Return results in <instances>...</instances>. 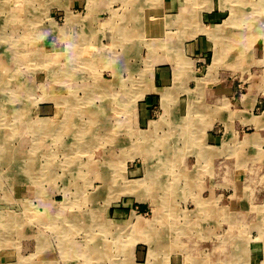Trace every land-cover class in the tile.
Segmentation results:
<instances>
[{"label":"rangeland","instance_id":"374dc122","mask_svg":"<svg viewBox=\"0 0 264 264\" xmlns=\"http://www.w3.org/2000/svg\"><path fill=\"white\" fill-rule=\"evenodd\" d=\"M261 79L264 0H0V264H264Z\"/></svg>","mask_w":264,"mask_h":264},{"label":"crops","instance_id":"0c3cea01","mask_svg":"<svg viewBox=\"0 0 264 264\" xmlns=\"http://www.w3.org/2000/svg\"><path fill=\"white\" fill-rule=\"evenodd\" d=\"M169 6L171 9V7H172L171 2L169 3ZM158 11L161 13V10H158ZM155 24L157 25V27H159V24L157 22ZM261 81H262V79L260 81H258L259 82L258 84L249 88L247 90V92H242L241 90H240V92L237 90L234 91L233 89H231V87L226 89L223 92L224 95H226V96H234V99L236 100V104L233 107L239 111L240 119L242 118L240 121L241 124L237 121V123H236L238 126L237 128H239V130L242 131L244 128V124H246V123L247 124H253V125L255 124L254 125V131H255L254 135L252 137H247V138L244 137L245 141H243L242 144H245L247 146H249L251 144H254V145L260 144V142H259L260 137H258V133L256 131L260 130V128L258 129L257 127L261 124L260 120H259V119H261V116H256L254 114H257L258 110L263 106L262 105L258 109V105L263 104V102H264V90H263ZM211 140L213 142H216L218 139H217V137L212 136ZM241 154L244 157L243 161L246 162V161L250 160V157L252 154L256 155L257 153L246 151V149H245L244 151L241 152Z\"/></svg>","mask_w":264,"mask_h":264},{"label":"bare ground","instance_id":"6f19581e","mask_svg":"<svg viewBox=\"0 0 264 264\" xmlns=\"http://www.w3.org/2000/svg\"><path fill=\"white\" fill-rule=\"evenodd\" d=\"M184 1H186V0H184ZM235 9V8H234ZM10 11H11V9H10ZM187 13V12H186ZM239 14H240V12H239ZM243 14V12L241 13V15ZM246 14V13H245ZM13 18H15V17H13ZM117 19V18H116ZM13 20V19H12ZM184 20H185V17L184 18H181L180 19V21H178V23H180V22H184ZM114 21V20H113ZM118 21V20H117ZM120 22L122 21L121 19L119 20ZM13 22V21H12ZM170 22H172V21H170ZM119 23V22H118ZM126 23V22H125ZM174 23V22H173ZM177 22H175L174 24H176ZM6 24V23H5ZM112 24V23H111ZM185 25V24H184ZM112 26V25H111ZM116 26H118V25H116ZM115 26V27H116ZM142 26V25H141ZM107 27V26H106ZM110 27V26H109ZM121 28V27H120ZM204 29V28H203ZM222 30V29H221ZM221 30H215V31H213V33L216 35V36H220V32H221ZM2 31V30H1ZM117 31V30H116ZM206 32V31H205ZM211 34V33H210ZM219 38V37H218ZM217 38V39H218ZM171 41V40H170ZM154 44V43H153ZM161 44V43H160ZM169 44H170V42H169ZM172 45V44H171ZM181 55V53L179 54V56ZM217 58H218V55H216V60L215 61H217ZM222 61V60H221ZM179 62V61H178ZM183 64V63H182ZM180 65H181V63H180ZM211 67H213L214 68V66H211ZM185 71V70H184ZM58 96V95H57ZM168 97V96H167ZM62 98V97H61ZM15 99V98H14ZM51 101H53V100H51ZM78 101V100H77ZM18 104V103H17ZM16 104V105H17ZM60 104V103H59ZM15 105V106H16ZM76 105V104H75ZM14 106V107H15ZM61 106V105H60ZM67 107H68V105H67ZM69 107H71V106H69ZM200 108V107H199ZM24 109V108H23ZM73 109V108H72ZM79 109V108H78ZM26 110V109H25ZM65 110V109H64ZM77 110V109H76ZM22 111H24V110H22ZM60 111V110H59ZM74 111V110H73ZM81 111V110H80ZM66 113H67V111H65ZM26 113V112H25ZM24 112H23V114H25ZM60 113V112H59ZM62 113V112H61ZM70 113V112H69ZM74 113V112H73ZM77 114H78V112H77ZM22 115V114H21ZM59 115V114H58ZM67 116V115H66ZM57 117V116H56ZM71 117V116H70ZM75 117V116H74ZM202 117V116H201ZM67 119V118H66ZM257 119V118H256ZM255 119V120H256ZM194 120V119H193ZM75 121V120H74ZM264 121V120H263ZM23 122V121H22ZM262 121H260V123H261ZM70 123V122H69ZM254 123V122H253ZM25 124V123H24ZM58 124V123H57ZM83 124H85V123H83ZM153 124V123H152ZM23 125V124H22ZM31 125V124H30ZM50 125H51V123L50 124H48V125H44V127L46 128L47 127V129L50 127ZM55 125V124H54ZM64 125V124H63ZM62 125V126H63ZM66 126H67V124H65ZM64 125V126H65ZM72 125V124H71ZM255 125V124H254ZM1 126V125H0ZM18 126V125H17ZM27 126V125H26ZM39 126V125H38ZM37 126V127H38ZM59 126V125H58ZM77 126V125H76ZM79 126V125H78ZM156 126V125H155ZM193 126H194V124H193ZM192 126V127H193ZM13 127V126H12ZM43 127V128H44ZM69 127V126H68ZM82 128L83 127H85V126H81ZM187 127V126H186ZM259 127V126H258ZM2 128V127H1ZM53 128L54 127H52V131H53ZM58 128V127H57ZM180 128H182V127H180ZM32 129V128H31ZM65 129V128H64ZM192 129H194V128H192ZM191 129V130H192ZM1 130V129H0ZM44 130V129H43ZM49 130V129H48ZM56 130V129H55ZM62 130V129H61ZM156 130V129H155ZM188 130V129H187ZM17 131V130H16ZM39 131V130H38ZM45 131V130H44ZM51 130L49 131V132H52ZM18 132V131H17ZM29 132V131H28ZM27 132V133H28ZM82 132H84V131H82ZM82 132H80V133H82ZM85 132H87V131H85ZM190 132V131H189ZM39 133V132H38ZM46 133V132H45ZM63 133V132H62ZM187 133V132H186ZM40 135V134H39ZM49 135V137H50V134H48ZM85 135V134H84ZM89 135V134H88ZM64 136V135H63ZM66 136V135H65ZM61 137L62 136H60V139L59 140H61ZM71 137V136H70ZM6 139V138H5ZM66 139V138H65ZM39 140V139H38ZM93 140V139H92ZM94 140H96L95 138H94ZM255 140V139H254ZM252 141V140H251ZM8 142V141H7ZM247 142V141H246ZM2 143H3V141H2ZM82 143V142H81ZM85 145H86V143H84ZM90 145V144H89ZM67 146V145H66ZM65 146V147H66ZM88 146V145H87ZM1 147V146H0ZM76 148V147H75ZM9 151V150H8ZM77 151V150H76ZM75 151V152H76ZM8 153V152H7ZM19 153V152H18ZM15 154V153H14ZM16 155V154H15ZM70 157V156H69ZM73 158H74V156H73ZM6 160V159H5ZM116 160V159H115ZM163 161V160H162ZM117 162V161H116ZM167 162V161H166ZM168 167V166H167ZM68 168V167H67ZM82 168V167H81ZM151 171V170H150ZM152 174H153V172L149 175V177H151L152 178ZM119 177V176H118ZM147 179L148 178H145V179H140V180H135V184L134 185H132V184H129L128 186H130V187H127L126 189L127 190H129L130 191V189H135L136 190V188H140V186L145 182V183H148L150 180L148 179V182H147ZM123 180V179H122ZM116 184V183H115ZM149 184V183H148ZM147 185V184H146ZM98 187H100V186H98ZM103 187V186H102ZM113 187H115V186H112V188ZM119 188V187H118ZM117 188V189H118ZM99 189V188H98ZM101 189V188H100ZM115 189H116V187H115ZM105 190V189H104ZM141 190V189H140ZM142 190H144V189H142ZM122 191V190H121ZM123 191H125V190H123ZM117 192V191H116ZM135 192V191H134ZM141 192V191H140ZM96 193V192H95ZM129 193V192H128ZM67 194V193H66ZM115 194V193H114ZM118 194V193H117ZM109 195H110V193H109ZM113 195V194H112ZM120 195H121V193H120ZM111 196V195H110ZM114 197V196H113ZM97 198V197H96ZM138 199H140V200H142V197H140L139 196V198ZM150 199V198H149ZM96 200V199H95ZM155 201V200H154ZM153 201V202H154ZM247 201V200H246ZM157 203V202H156ZM155 204V203H154ZM204 204H205V202H204ZM198 205V204H197ZM59 207V206H58ZM203 208V207H202ZM259 211V210H258ZM199 212H202V211H199ZM260 212V211H259ZM256 214H257V212H256ZM155 217V216H154ZM161 218H162V214L160 213V214H158L157 216H156V220H161ZM72 219V218H71ZM63 220V219H62ZM65 220V219H64ZM73 220V219H72ZM73 223V222H72ZM70 224V223H69ZM94 225V224H93ZM105 225V224H104ZM117 225V224H116ZM100 226H101V224H100ZM263 226V225H262ZM69 227H70V225H69ZM73 228L75 227V226H72ZM93 228H95V227H93ZM101 228H104V226L103 227H101ZM149 228V227H148ZM109 229V228H108ZM72 230V229H71ZM74 230V229H73ZM93 230V229H92ZM151 230V229H150ZM262 231H264V230H262ZM89 232H91V231H89ZM107 232H108V230H107ZM110 232V231H109ZM90 235V234H89ZM261 235H262V233H261ZM157 236V235H156ZM150 238V237H149ZM261 238V237H260ZM5 239V238H4ZM110 239V238H109ZM237 239V238H236ZM245 240V239H244ZM8 241H9V239H8ZM11 242V241H10ZM124 242V241H123ZM240 242V241H239ZM70 242H68L67 241V244H69ZM84 243V242H83ZM127 243V242H126ZM5 244V243H4ZM3 244V245H4ZM66 244V245H67ZM133 244H134V242H133ZM69 245H71V244H69ZM127 245V244H126ZM125 245V246H126ZM155 246V245H154ZM246 246V245H245ZM7 247V246H6ZM72 247H74V245L72 246ZM68 248V247H67ZM84 249V248H83ZM83 249H82V251H83ZM65 250V249H64ZM68 250V249H67ZM153 250V249H152ZM242 250V249H241ZM74 251V250H73ZM96 251V250H95ZM123 251V250H122ZM156 251V250H155ZM164 251V250H163ZM76 252H78L77 254H81V250L80 249H77L76 250ZM150 252H152V251H150ZM64 253V252H63ZM69 253V252H68ZM126 253V252H125ZM64 254H62V256H63ZM69 255H71V254H69ZM151 259H152V257H151ZM162 259V258H161ZM23 260V259H22ZM26 261V260H25ZM226 261V260H225ZM194 262V261H193ZM129 263H131V264H133L131 261L129 262ZM128 263V264H129ZM149 263H151V262H149ZM22 264V263H21ZM24 264V263H23ZM110 264V263H109ZM111 264H121V263H116V262H114L113 261V263L111 262Z\"/></svg>","mask_w":264,"mask_h":264},{"label":"clouds","instance_id":"9594fccd","mask_svg":"<svg viewBox=\"0 0 264 264\" xmlns=\"http://www.w3.org/2000/svg\"><path fill=\"white\" fill-rule=\"evenodd\" d=\"M44 35H47V33H45ZM43 38V36L41 37V39Z\"/></svg>","mask_w":264,"mask_h":264}]
</instances>
